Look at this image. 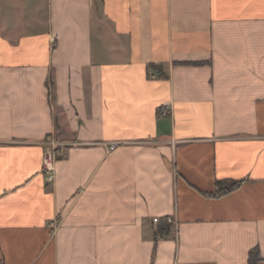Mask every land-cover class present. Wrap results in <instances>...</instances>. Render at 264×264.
Instances as JSON below:
<instances>
[{
  "label": "crops",
  "instance_id": "0c3cea01",
  "mask_svg": "<svg viewBox=\"0 0 264 264\" xmlns=\"http://www.w3.org/2000/svg\"><path fill=\"white\" fill-rule=\"evenodd\" d=\"M252 249L264 264V0H0V264Z\"/></svg>",
  "mask_w": 264,
  "mask_h": 264
},
{
  "label": "built area",
  "instance_id": "2783aa9c",
  "mask_svg": "<svg viewBox=\"0 0 264 264\" xmlns=\"http://www.w3.org/2000/svg\"><path fill=\"white\" fill-rule=\"evenodd\" d=\"M162 114H166L167 110H161ZM114 145H110L112 149ZM61 150V143L55 139L53 134L47 135L42 142V157H41V168L44 174L46 183H50L54 178V165L58 158V153Z\"/></svg>",
  "mask_w": 264,
  "mask_h": 264
},
{
  "label": "trees",
  "instance_id": "16d2710c",
  "mask_svg": "<svg viewBox=\"0 0 264 264\" xmlns=\"http://www.w3.org/2000/svg\"><path fill=\"white\" fill-rule=\"evenodd\" d=\"M240 183V180H217L215 182L214 191L209 195L213 197H221L238 188ZM164 230V226H158L156 235L162 236L164 234ZM258 260L259 257L255 249L250 250L247 258L248 264H255Z\"/></svg>",
  "mask_w": 264,
  "mask_h": 264
}]
</instances>
